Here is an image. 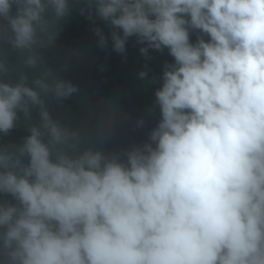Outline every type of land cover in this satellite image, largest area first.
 Wrapping results in <instances>:
<instances>
[{
	"label": "clouds",
	"instance_id": "9594fccd",
	"mask_svg": "<svg viewBox=\"0 0 264 264\" xmlns=\"http://www.w3.org/2000/svg\"><path fill=\"white\" fill-rule=\"evenodd\" d=\"M74 12L101 49L167 51L158 78L137 73L153 95L137 127L156 122L122 153L81 149L42 99L77 86L0 81V134L39 115L0 146V264H264V0H0V41L35 68Z\"/></svg>",
	"mask_w": 264,
	"mask_h": 264
},
{
	"label": "water",
	"instance_id": "95a60500",
	"mask_svg": "<svg viewBox=\"0 0 264 264\" xmlns=\"http://www.w3.org/2000/svg\"><path fill=\"white\" fill-rule=\"evenodd\" d=\"M48 32L57 34L51 44L38 49L42 63L35 68L23 64L26 52L21 53L0 41V62L8 69L0 74V81L15 83L23 73L31 86L34 78L42 76L46 69L51 70L56 79L69 81L78 88L76 93L64 100H57L51 94L42 96V99L53 120L79 134L81 149L122 153L132 145L141 144L144 141L141 139L144 127H137V119L112 104L100 82L93 77L99 55L87 49L76 50L60 44V30L56 29V21L48 25ZM42 38L47 42L46 35ZM30 111V120L18 113L16 127L7 135L0 134V146L22 144L23 138L29 134L28 127L39 124L38 108L33 107ZM3 200L12 201V198L0 194V201Z\"/></svg>",
	"mask_w": 264,
	"mask_h": 264
},
{
	"label": "trees",
	"instance_id": "16d2710c",
	"mask_svg": "<svg viewBox=\"0 0 264 264\" xmlns=\"http://www.w3.org/2000/svg\"><path fill=\"white\" fill-rule=\"evenodd\" d=\"M105 34H108L101 21H97ZM59 43L76 50L87 49L99 55L98 62L93 71V77L100 82L110 99V102L122 111L129 113L133 118L138 119L144 116L147 108L153 101L152 87L145 81L137 77V73L142 70L145 63L148 64L149 77H159L162 64L171 61L167 51L163 54L150 51V60L145 59L139 53L140 45L134 43V38H130L126 45L127 54L121 56L111 48V41L105 49L97 46V38L91 31L93 25L86 16H72L60 25ZM195 39V36H193ZM155 119L146 121L141 139L145 140V133L155 124Z\"/></svg>",
	"mask_w": 264,
	"mask_h": 264
}]
</instances>
